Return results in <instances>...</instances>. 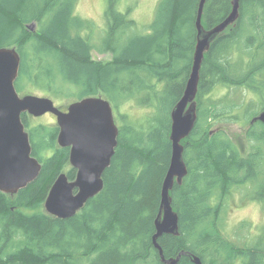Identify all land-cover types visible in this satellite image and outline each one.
<instances>
[{
  "label": "trees",
  "instance_id": "1",
  "mask_svg": "<svg viewBox=\"0 0 264 264\" xmlns=\"http://www.w3.org/2000/svg\"><path fill=\"white\" fill-rule=\"evenodd\" d=\"M79 1L0 0V47H16L22 57L20 94L110 100L121 120L118 146L104 189L75 216L55 217L45 201L70 164V148L59 146L58 125L35 124L24 113L42 171L14 196L0 190V264H164L153 244L155 220L172 156L171 111L193 66L200 0H161L144 32L133 7L123 12L122 0H108L98 44L97 25L77 13ZM232 7V0H208L204 26L222 22ZM95 50L112 59H95ZM220 87L224 96L212 98ZM197 100V124L182 142L189 173L171 192L180 235L159 242L167 258L185 250L204 264H264V238L240 246L222 229L235 189L252 184L264 200V123L252 122L264 111V0H241L239 20L212 43ZM134 108L145 114L134 116ZM224 123L248 126L243 141ZM67 174L75 179L76 170ZM178 264L194 263L184 255Z\"/></svg>",
  "mask_w": 264,
  "mask_h": 264
},
{
  "label": "water",
  "instance_id": "2",
  "mask_svg": "<svg viewBox=\"0 0 264 264\" xmlns=\"http://www.w3.org/2000/svg\"><path fill=\"white\" fill-rule=\"evenodd\" d=\"M208 0H200L196 17L197 44L191 74L181 99L171 111L172 156L163 181L161 203L155 220L153 244L164 264H178L188 251L167 258L159 239L165 234L180 235V214L175 210L171 192L182 185L189 169L184 158V139L193 132L198 121V93L201 69L212 43L240 18L241 0H232L229 15L214 27H205L203 17ZM35 23L30 27L35 28ZM22 57L16 47H0V190L16 195L35 181L42 163L33 155L30 134L23 122L24 113L35 117L52 113L59 127L58 144L70 148L69 161L77 169L75 180L65 172L59 174L45 201V210L55 217L67 219L78 214L90 199L105 186L104 174L111 166L118 146L119 126L114 107L102 95L88 96L72 102L67 110L50 97L21 95L16 82L20 76ZM264 123V111L252 122ZM194 264H204L200 256L191 255Z\"/></svg>",
  "mask_w": 264,
  "mask_h": 264
},
{
  "label": "rangeland",
  "instance_id": "3",
  "mask_svg": "<svg viewBox=\"0 0 264 264\" xmlns=\"http://www.w3.org/2000/svg\"><path fill=\"white\" fill-rule=\"evenodd\" d=\"M123 2L119 5L121 8L119 10L125 12L129 8L133 7L132 15H134L135 20L138 24V30L141 32L146 31L151 22L156 16V11L161 0H122ZM118 6V7H119ZM109 7L108 0H80L77 7V13L82 17L91 19L97 25L94 43L98 44L100 39V31L103 32L107 27L106 11ZM105 27V28H104ZM94 58L103 61H109L112 59L110 53H100L98 50L94 51ZM227 89L220 87L213 94L212 98L218 99L224 96ZM32 94L50 97L55 101V104L62 109H66L72 102L76 100H57L54 99L49 94L44 92L35 91ZM23 93L21 95H25ZM232 97L238 99L240 94L232 92ZM136 113L134 116H143L145 114L144 110L134 108ZM148 110V109H146ZM130 111L125 108V112ZM115 119L117 125L121 126V120L119 118V113L116 109ZM31 121L35 124H57V118L52 113H47L40 117H35L33 115L27 114ZM222 126L231 138L236 142H242L245 131L247 127H244L240 123H224ZM71 167L70 164L66 166L64 172H68ZM222 218V229L224 235L235 244L243 246L244 244L252 245L257 240L264 238V200H258L256 198V189L252 184H247L246 186L237 188L233 191V195L226 200L225 207L223 210Z\"/></svg>",
  "mask_w": 264,
  "mask_h": 264
},
{
  "label": "flooded vegetation",
  "instance_id": "4",
  "mask_svg": "<svg viewBox=\"0 0 264 264\" xmlns=\"http://www.w3.org/2000/svg\"><path fill=\"white\" fill-rule=\"evenodd\" d=\"M63 110H67V108L66 109H63ZM70 162V161H69ZM71 165V164H70ZM70 168H72V169H75L76 170V176H77V169L76 168H74V167H72V165H71V167ZM66 173V172H65ZM67 174V173H66ZM68 175V174H67ZM76 178V177H75ZM71 180V179H70ZM72 180H75V179H72ZM189 256H191V254L189 255Z\"/></svg>",
  "mask_w": 264,
  "mask_h": 264
},
{
  "label": "bare ground",
  "instance_id": "5",
  "mask_svg": "<svg viewBox=\"0 0 264 264\" xmlns=\"http://www.w3.org/2000/svg\"><path fill=\"white\" fill-rule=\"evenodd\" d=\"M10 252V251H9Z\"/></svg>",
  "mask_w": 264,
  "mask_h": 264
}]
</instances>
